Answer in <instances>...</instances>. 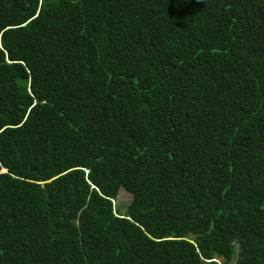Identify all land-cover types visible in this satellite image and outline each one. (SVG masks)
Masks as SVG:
<instances>
[{
	"label": "trees",
	"instance_id": "obj_1",
	"mask_svg": "<svg viewBox=\"0 0 264 264\" xmlns=\"http://www.w3.org/2000/svg\"><path fill=\"white\" fill-rule=\"evenodd\" d=\"M0 264H264V0H0Z\"/></svg>",
	"mask_w": 264,
	"mask_h": 264
},
{
	"label": "rangeland",
	"instance_id": "obj_2",
	"mask_svg": "<svg viewBox=\"0 0 264 264\" xmlns=\"http://www.w3.org/2000/svg\"><path fill=\"white\" fill-rule=\"evenodd\" d=\"M109 198L112 202L115 212L118 214H123L126 205H128L130 202L129 195L116 185L111 186Z\"/></svg>",
	"mask_w": 264,
	"mask_h": 264
}]
</instances>
